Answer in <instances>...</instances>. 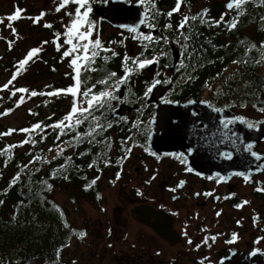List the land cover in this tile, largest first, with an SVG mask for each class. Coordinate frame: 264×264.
<instances>
[{"label": "flooded vegetation", "instance_id": "flooded-vegetation-1", "mask_svg": "<svg viewBox=\"0 0 264 264\" xmlns=\"http://www.w3.org/2000/svg\"><path fill=\"white\" fill-rule=\"evenodd\" d=\"M170 56L171 65L160 66L159 61L153 69L146 67L133 75L120 101L114 100L111 108L106 106L94 113L102 123L112 124L96 137L98 141H110V147L105 143L89 144L88 138L76 143L67 135L71 142L67 143V155L76 149L78 161L83 159L77 194L82 224L66 228L67 264H264V192L255 190L264 187V168L259 167L264 159L257 161L251 154L264 157V124L259 123L264 121V113L258 111L264 101L258 107L242 110L241 105L215 103L209 84L180 81L178 66L171 71V50ZM63 69L70 71L68 66ZM154 79L161 80L159 86L168 89L161 98L148 103L145 92ZM115 94L119 96V92ZM67 98L72 102V97ZM166 104L177 106L172 114L164 112ZM121 106L125 114L111 118ZM237 117L255 123L253 128L242 123L251 132L260 130L251 139L253 147L247 150L248 158L241 151V122ZM229 120L233 122L227 123ZM88 128L86 121L78 131L84 133ZM244 133L249 131L244 129ZM169 136L174 145L165 148ZM128 148L131 152L122 159ZM166 150L171 152L167 154ZM180 154L184 162L177 158ZM228 154L240 158L238 167L228 166ZM105 160L110 166H105ZM93 162L95 167L89 168ZM233 173L250 175L251 182ZM219 176L226 182L218 183ZM96 177V184L88 187ZM180 181L185 183L178 188ZM226 196L231 198L224 199ZM63 199L68 203L66 197ZM243 201L249 203L236 207ZM91 217L96 225H89ZM79 232L86 236L79 238ZM233 233L238 237L236 242L226 243ZM212 236H216L215 242L209 239L208 244L203 243L205 237Z\"/></svg>", "mask_w": 264, "mask_h": 264}, {"label": "trees", "instance_id": "trees-1", "mask_svg": "<svg viewBox=\"0 0 264 264\" xmlns=\"http://www.w3.org/2000/svg\"><path fill=\"white\" fill-rule=\"evenodd\" d=\"M104 2L105 0H94L91 5H102ZM192 3L193 0H187L184 4L183 8L186 6L187 12L185 15L198 16L204 9H208L207 19L215 21L220 19L222 13H225L222 6L216 3L204 5L197 11H191ZM174 5L173 0H156V7L162 13L156 15L153 21L158 33L156 37H168L169 43L167 44L138 41L133 39L135 34L129 31L120 32L123 36H116V43H112V40L104 41L100 37L102 32L100 31L99 37L104 46L110 47L118 55L112 56L111 53H101V57L107 56L108 59L104 60L98 57L94 65L98 70L83 73L82 79L86 80L83 87L94 85L93 83L107 78V74L113 71L118 74L117 78L123 76L122 60L125 54L130 57L140 56L141 53L149 58L159 56L160 66L171 65L169 50L171 43L180 49L176 72L181 78L180 81L188 80L209 84L213 90L214 102L227 107L241 105L242 110L260 106L264 101V62L257 64L255 61L260 58L258 47L264 42V20H262L264 17V0H250L246 3L244 14L239 17L240 23L231 31L228 30L227 23L215 27L202 23L199 19L190 21L189 26L184 29L185 33L190 34V39L187 42L175 31L183 17L176 14L169 20L166 15H163L170 11ZM69 7L59 16V19L69 22L70 18L65 15V12L73 11L76 5L69 4ZM145 7L147 5L142 6L144 11ZM235 14L236 10L233 9L225 16V21L230 23ZM90 15L99 27L105 25L93 12ZM57 18L55 17L52 21V28L58 25ZM168 23H171L173 28L165 31L164 25ZM52 28L51 31L54 33L59 32L58 29ZM52 35L54 36V34ZM178 37L179 43H177ZM92 38H96L95 34ZM129 43L134 49L131 55L129 54ZM184 43L188 45L187 52L182 47ZM125 44L127 48H125ZM143 44L148 45L146 50L142 47ZM251 44L257 45V49L247 51ZM161 50L167 52V55H162ZM62 51H64V47L57 53L56 57H61ZM56 57L54 56L52 60L51 71L43 72L44 74H60L59 79L53 85L46 84L43 89L44 92L67 88L69 82L66 79L67 75L59 73L54 68L57 67ZM181 60H183V67L180 66ZM245 60L248 63H233V61ZM10 66H13V63L7 66L1 64L2 70L9 73H11ZM25 71L21 75H24ZM71 81L73 83L72 78ZM105 87L99 84L96 89ZM13 88L16 86H10L9 90L11 91ZM19 97L18 93L14 97L11 96V92L8 95H0V113L12 109L10 114L6 115L9 116L26 104L23 103L20 107H16ZM63 98L64 96H40V101L26 110L24 119L20 120L17 125L2 123V119L6 116H0V133L7 132L9 129L31 128L38 122L48 125L59 121L71 108V103L66 104ZM26 100L28 102L30 99L26 98ZM29 110L35 115L30 114ZM26 135L16 131L11 135L0 137V150L5 149L8 145L20 144ZM44 135L46 139L43 142H38L35 147L31 144H25L23 147L12 148L8 153L0 156V200H3V204H0V264H67V261H64L67 257L64 248L66 244L65 234L66 228L71 225L70 214L78 215L77 212L80 209L77 194L82 182L81 161L83 159L78 161V150L76 149L71 156L67 155L69 138L67 135L60 137L59 141L55 140L56 132L52 129H50L49 134L44 133ZM75 135V132L70 133V139ZM36 137V140L40 141V137ZM61 148L65 151L58 156L57 153ZM33 156H40L42 159L29 165L27 171L21 173L20 180L16 185L9 188V182L20 172V166L28 165ZM6 160L7 166H5ZM62 165L65 166V170H61L55 178H51V174L61 169ZM65 175L69 177L67 180L63 178ZM44 181L52 185L51 190L47 189ZM57 194L66 197L72 208L71 213L57 202ZM65 224L68 226L65 227Z\"/></svg>", "mask_w": 264, "mask_h": 264}, {"label": "snow or ice", "instance_id": "snow-or-ice-1", "mask_svg": "<svg viewBox=\"0 0 264 264\" xmlns=\"http://www.w3.org/2000/svg\"><path fill=\"white\" fill-rule=\"evenodd\" d=\"M92 0H59V3L57 4L55 11L60 12L62 9H65L68 7L69 4L76 5L73 11H66L65 15L69 16L70 20L69 22L64 26L65 30L62 33L55 32L54 33V40L52 43L54 44L56 50L58 52L61 51V49L64 47V45H67L66 50L62 51V60L63 59H69V67L71 68L70 73H66V75H70L73 83L69 85L67 88L64 89H53L49 92H37L35 90H29L27 88H13L11 90V96H16L17 93H21L19 99L16 102V107H20L21 104L26 103V97L27 99H31L32 97L36 96H49V97H59L61 95H70L72 100V106L70 108V111L62 117L59 121L54 122L52 124L43 125L42 122H38L31 126V128H25V129H9L7 132L0 133V137L11 135L13 132L19 131L22 133L27 134L26 138L20 142L18 145H8L5 149L0 150V156L5 155L8 153L12 148L15 147H23L25 144H31L33 147L38 142H43L44 139H46V136L44 135L45 132L50 128L53 131L56 132L55 140L59 141L60 137L69 135L72 132H75L76 135L72 138L76 143H80L85 138H88L87 142L89 144L91 143H105L106 146L110 147V141L107 140H96L97 136H100L103 131H106L108 128L112 127L111 122L108 123H102L100 120V117L94 115L95 112L100 111L104 109L106 106L111 108L112 101H120L121 98L117 96L115 93L119 92L121 87L126 86L129 84L130 79L133 75L138 74L146 67H150L153 64L159 65L160 57L159 56H153L151 58L146 57L141 53L140 56L136 57H130L127 54L124 55L122 60V70L124 72L123 76H120L117 78L116 72H110L107 74V78L99 80L97 83L100 85L106 86L104 89L97 91L96 85H92L90 87H83L84 84H86V80L82 79V75L84 72H94L98 69L94 67L97 58H101L104 60H107L108 57L104 56L101 57V53H111L112 56L118 55V53L114 52L110 47H105L102 43L98 30L96 29V22L91 19V13L93 11L91 7ZM106 2V0H105ZM187 0H176L175 6L168 11L166 14V17L171 20L174 14L179 13L181 10L182 4H185ZM250 2V0H228V3L226 4V13H222L219 20H209L207 19L209 15V10L204 9L201 13L198 14V16H188L184 15L183 19L179 21L178 25L175 28V31L179 33L180 37H183V40L187 42L190 39V34L185 33L184 29L189 26L190 21H194L199 19L202 23H207L209 26H215L219 27L221 24H228V30L231 31L235 29L240 23L239 17L244 14V5L246 3ZM139 5L145 7V11L143 14V18L140 20V25L146 26L149 28V33L145 34L143 32H138L137 27L133 26L128 28L127 30L133 34V39H137L138 41H147L149 43H160L163 42L165 44L169 43L168 37H154L151 35L152 31H155L156 24L153 22L155 20L156 15H161L162 13L159 12V10L156 7V0H138ZM233 9L236 10L235 16L231 19V22L225 21V16L232 12ZM22 9L17 8L15 10V13L13 15H10L6 17V19L9 21L7 24V27L12 29V34L15 36L16 29L12 26L11 22H14L21 18ZM47 15L45 12H41L39 16L32 18L28 17L29 19L33 20L34 24H39L41 20H43L44 16ZM262 20H264V17H262ZM4 23V19L0 18V24ZM45 28H52L53 25L49 23H45L43 25ZM173 28V25L171 23L164 25V30H168ZM96 35V38L93 39V35ZM61 39H63V44L60 43ZM179 37L177 38V43H179ZM49 43L48 41L42 42L41 46L38 48H33L28 51L26 54V57L19 61L17 65L14 67L16 68V71L13 72L11 79L2 87H0V91H7L9 90V86L13 85V82L17 79V77L26 70V66L30 62H34L35 59L39 56L41 51L43 50V45ZM112 43H116L113 41ZM12 41H9V49L11 50ZM142 47L146 50L148 45L143 44ZM182 47L185 49V52H187L188 45L187 43H184ZM253 49H257V45L251 44L247 51H252ZM258 51L260 53V58L255 61V63L260 64L261 62H264V42H262L259 47ZM161 54L166 56L167 52L161 50ZM248 63V61H233V63ZM180 66L183 67V60L180 62ZM167 67V65H165ZM55 70V69H53ZM160 73L157 72L156 76H159ZM191 79V77H189ZM112 81V83H110ZM170 83L171 81H166ZM162 83L159 79H154L149 87H147L145 96H149L153 90L156 88L157 85ZM51 87V86H49ZM169 102V101H165ZM84 104H87V107H84ZM245 106V105H242ZM255 106V105H254ZM12 109H7L4 112L0 113V116H6L10 114ZM258 111L261 113H264V107L258 108ZM29 113L32 115H35V113H32L31 110H29ZM51 119V117H49ZM241 123H244L247 125L248 128H253L255 125L254 122L248 121L244 117H237L235 118ZM86 121L89 123V128L86 132L81 133L77 131V129L83 125ZM233 121L229 120L227 123H232ZM259 123L264 124V121H260ZM134 127H138V125L134 124ZM58 130V131H57ZM35 134V135H33ZM35 136L40 137V141H37ZM71 144V142H68ZM128 141H124L123 144H127ZM253 145L249 144L246 146V150L251 151ZM49 151H52V149H49ZM65 149L61 148L60 151L57 153V155H61ZM131 152V148H128L126 150V155L122 159H127V153ZM252 156L257 160L264 159V157H261L259 154L252 152ZM178 159H181V162H184L183 155L180 154L177 156ZM227 158H231L230 154H228ZM42 157L40 156H33V159L29 161L28 165L20 166V172H18L12 180L9 182V188L16 185V183L20 180L21 173L26 172L29 168V165L35 164L37 161H40ZM71 159L70 157L68 158ZM50 162V161H46ZM105 166H110V161L105 160L104 161ZM5 166H7V160L5 161ZM95 167V162L89 164V168ZM260 168H264V165H260ZM61 170H65V166H61V169H58L57 171L53 172L51 174V178H55ZM100 169H97L99 171ZM187 171L191 172L193 171L191 168H188ZM218 175V174H217ZM233 175H242L245 182H251L250 181V175H245L243 173H233ZM65 180H67L69 177L65 175L63 177ZM156 177L153 176L151 179H155ZM99 179V177H96V179H93L91 181V184L88 187H91L92 185L96 184V181ZM116 179H120V174L117 173ZM150 183V181H148ZM219 182H226V178L223 176H219L218 183ZM44 183L47 186L48 190H51L52 185L48 184L47 181H44ZM114 183V181H113ZM184 181H180V183L177 185V187H183ZM87 190V188L85 189ZM257 192H264V187H257L255 189ZM169 191H176V189H169ZM141 194L138 191V195ZM197 196L200 195V193H196ZM205 196H212L213 193H204ZM234 195V194H233ZM99 198V197H98ZM231 196H226L224 199H230ZM219 199V197H217ZM249 203L248 201H243L241 204L236 205V207L241 208L244 205ZM0 204H3V200H0ZM55 207V206H54ZM59 211V209H57ZM221 213L218 212L217 216H219ZM61 215L63 213L61 212ZM173 215H176V213H173ZM15 219V217H13ZM256 218H254L255 220ZM239 224V221L237 222ZM68 225L65 224V227ZM185 236H187V232L185 231L183 233ZM79 238L83 239L86 236L85 232H79L77 233ZM209 239H211L213 242L216 241V236L212 237H205L203 243L208 244ZM238 239L237 235L235 233L232 234L231 239L227 240L226 243L232 244L236 242ZM259 242V241H257ZM189 244H192V240H188ZM199 247V246H198ZM160 253H157L159 255ZM255 254V253H253ZM207 259V258H205ZM200 264H203V261H200ZM221 264H223V261H221Z\"/></svg>", "mask_w": 264, "mask_h": 264}, {"label": "rangeland", "instance_id": "rangeland-1", "mask_svg": "<svg viewBox=\"0 0 264 264\" xmlns=\"http://www.w3.org/2000/svg\"><path fill=\"white\" fill-rule=\"evenodd\" d=\"M94 1V0H92ZM100 1V0H95ZM129 2H138L137 0H128ZM59 3V0H0V18L4 19V23L0 24V87L5 85L12 77L13 72L16 71V68L14 67L17 65L19 61L24 59L26 57V54L29 50L33 48H38L41 46L42 42L48 41L49 43L43 45V50L39 54V56L35 59L34 62H30L26 68V73L23 75H19L17 77V81L13 82V85L10 86H16V88H27L29 90H35L37 92H44V86L48 84V82L53 85V83H56L59 79L60 74L54 73L47 74L43 71L50 72V67L53 66L52 60L54 56H57L58 51L56 50L54 44L52 41L54 40V34L53 31H51V28H45L43 25L45 23L52 24V21L57 18L58 25L52 29H58L60 33L63 34L65 30V25L68 23L66 20L59 19V16L62 15V13L67 10V8L62 9L60 12H56L55 8L57 4ZM176 3V0H173V4ZM220 4L223 8V11H225V4L228 3V0H193L192 3V10L191 11H197L201 9L204 5H212V4ZM94 6V5H93ZM175 6V5H174ZM184 4L181 6V10L179 13H176L183 17L187 12L185 10V7L183 8ZM19 8L22 9L21 18L18 20L11 22L12 26L16 29V35L14 36L12 34V29L7 27V24L9 21L6 19V17L13 15L15 13V10ZM41 12L47 13V15L44 16L43 20L40 21L39 24H34L32 19H29L28 17L35 18L39 16ZM174 14V15H176ZM96 29L98 30V33L100 31V37L104 39V41L112 40L116 41V36H123L122 33L114 31L113 29L109 28L106 25H103L101 27L96 24ZM50 34V35H48ZM95 34V33H94ZM96 36V35H95ZM9 41H12L11 50L9 49ZM61 44H63V39L60 41ZM67 45H64V50H66ZM125 48H127V45L125 44ZM134 50V49H132ZM56 66L54 67L57 69L59 73H63L66 75L68 71H65L63 69L64 66L69 67V59H63L61 57H56ZM4 64L5 66L10 65L13 63V66L11 67V73L5 72L1 68V64ZM50 66V67H49ZM70 68V67H69ZM71 70V68H70ZM70 73V72H69ZM52 75L51 79H48L49 76ZM67 79V78H66ZM67 82V81H66ZM65 82V83H66ZM71 77H69L68 85H71ZM9 86V87H10ZM11 91H0V95H8ZM47 92V91H46ZM2 93V94H1ZM19 95H22L21 93H18ZM64 96L63 100L65 103H71L68 101V95H61L59 97ZM69 97H71L69 95ZM27 98V97H26ZM40 101V96L32 97L26 104H24L20 109L16 110L14 114H11L9 116H6L2 119V123L6 125H17L19 124L20 120L24 119L26 110L32 107L33 105L37 104ZM70 111V110H69ZM56 200L58 203H60L65 209L69 211V213L72 212L71 206L66 203L63 199V195L57 194ZM92 213V211L90 212ZM70 223L72 225H81V217L78 215L70 214ZM96 220L94 218H90L89 225L93 226L96 225ZM68 254V251H66V255Z\"/></svg>", "mask_w": 264, "mask_h": 264}, {"label": "water", "instance_id": "water-1", "mask_svg": "<svg viewBox=\"0 0 264 264\" xmlns=\"http://www.w3.org/2000/svg\"><path fill=\"white\" fill-rule=\"evenodd\" d=\"M227 4V3H226ZM226 4L224 6L225 11ZM93 12L107 25L112 27L116 30H127L130 27H137L138 32H143L145 34L149 33V30L147 28H142L143 25H140V20L143 18V10L141 8V5H139L138 2H127L126 0H107L103 6H92ZM157 31H152L151 35L154 37L156 36ZM131 46L129 47L130 53L132 52ZM171 55L173 59V66L171 68V71L175 70V68L178 66L179 58H180V49L175 44L171 45L170 47ZM156 64H153L150 66L151 69L156 67ZM125 86L121 87L119 91V97H122V94L124 92ZM168 88H162L161 86L157 85L156 88L153 90V92L148 96L147 102L150 103L151 101H154L155 99L161 98L163 94L167 91ZM166 105L171 107L172 109H169ZM165 105V113L172 114L177 106L173 104H166ZM175 106V107H174ZM125 114L123 111V107H119L115 112L112 113L111 118L119 117L120 115ZM244 129H247L249 131L248 133H244ZM260 130H256L251 132L244 124L241 123V151H244V156L246 158L249 157V153L246 150V146L249 144H252L251 139L257 136L259 134ZM50 129L45 132V134H49ZM172 136H169L167 138L168 141L163 145L165 148H171L172 145H174V140L171 138ZM37 139V137H36ZM170 140V141H169ZM154 143V142H152ZM150 143V145L152 144ZM156 144V143H155ZM158 146V144H157ZM154 150V149H153ZM168 154L171 151H164ZM239 159V160H238ZM229 163V164H228ZM240 163V158L238 156H233L231 158H228V166L234 165L235 167H238Z\"/></svg>", "mask_w": 264, "mask_h": 264}]
</instances>
